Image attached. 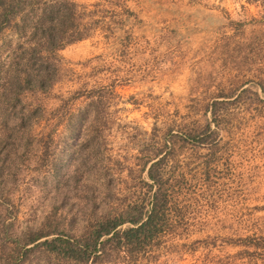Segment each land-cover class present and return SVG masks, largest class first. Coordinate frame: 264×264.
<instances>
[{
  "label": "rangeland",
  "instance_id": "374dc122",
  "mask_svg": "<svg viewBox=\"0 0 264 264\" xmlns=\"http://www.w3.org/2000/svg\"><path fill=\"white\" fill-rule=\"evenodd\" d=\"M76 1L98 21L58 50L67 71L14 108L0 97V264H70L9 250L28 228L78 238L142 197L160 147L166 224L95 264H264V4ZM15 40L3 32L0 62ZM214 100L220 129L199 143Z\"/></svg>",
  "mask_w": 264,
  "mask_h": 264
},
{
  "label": "trees",
  "instance_id": "16d2710c",
  "mask_svg": "<svg viewBox=\"0 0 264 264\" xmlns=\"http://www.w3.org/2000/svg\"><path fill=\"white\" fill-rule=\"evenodd\" d=\"M260 1L264 4V0ZM79 6L76 0H0V38L5 30L16 38L9 46L7 61L0 62L1 76L5 79L0 87V97L8 101L9 106L16 107L20 93L25 90H48L60 78L61 72L67 71L58 50L88 35V29L98 21L92 18L91 10L83 12ZM120 12L125 17L132 14L126 7H121ZM119 19L115 20L116 24L120 23ZM219 102L214 100L205 107L210 111L211 120L204 118L199 131L195 132L199 143L209 135L215 136L220 129L216 116ZM19 110L23 111L20 107ZM21 119L22 116L17 117L18 121ZM160 149L141 163V169L147 164L142 197L132 195L134 200L114 213L97 218L87 233L78 238L63 232L53 234L51 230L28 228L23 231L21 242L11 246L12 259L39 249L59 262L95 264L99 257L112 255L117 258L121 253L132 256L143 251L167 221V190L159 172L163 159Z\"/></svg>",
  "mask_w": 264,
  "mask_h": 264
}]
</instances>
